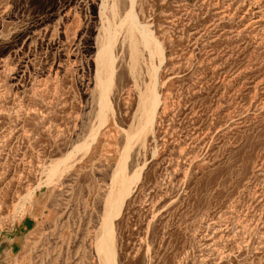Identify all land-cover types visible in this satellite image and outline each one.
I'll return each mask as SVG.
<instances>
[{
	"label": "rangeland",
	"instance_id": "obj_1",
	"mask_svg": "<svg viewBox=\"0 0 264 264\" xmlns=\"http://www.w3.org/2000/svg\"><path fill=\"white\" fill-rule=\"evenodd\" d=\"M130 5L0 0V264H100L105 200L149 83L148 52L132 72L122 28L98 128L104 20L119 25ZM133 12L163 60L153 127L126 152L139 175L113 220L116 264H264V0H134Z\"/></svg>",
	"mask_w": 264,
	"mask_h": 264
},
{
	"label": "bare ground",
	"instance_id": "obj_2",
	"mask_svg": "<svg viewBox=\"0 0 264 264\" xmlns=\"http://www.w3.org/2000/svg\"><path fill=\"white\" fill-rule=\"evenodd\" d=\"M133 3L134 0H130V9H128L129 11L127 10L128 12L124 19L120 21L119 25H112L109 20H104L106 25L103 27V35L101 36L96 57V85L98 88L99 104L98 128L104 124L106 112L110 109L108 92L113 81L115 61L114 46L122 28L125 29L126 39L129 41L131 71L133 72L138 64L139 45L148 52L150 60L147 70L149 83L145 86L144 91L139 93L137 126L133 133L127 134V144L125 145L120 162L113 172L110 183L111 189L105 200L103 221L95 240V253L100 264H116L113 220L119 216L124 197L129 193L131 183L137 180L139 175V172H136L131 178L127 176L126 152L129 148V143L133 139L143 138L151 131L159 105V97L156 88L158 67L153 63V60H158L159 65H161L163 51L151 31L146 26L138 23L137 17L133 12ZM106 7L107 6L103 3L101 9L104 11ZM111 11L114 15V6L111 7ZM59 164L60 163L51 165L47 170L46 184L53 183L57 178Z\"/></svg>",
	"mask_w": 264,
	"mask_h": 264
}]
</instances>
